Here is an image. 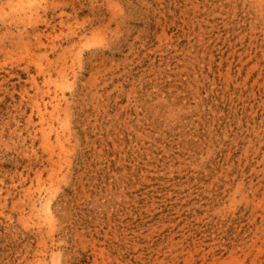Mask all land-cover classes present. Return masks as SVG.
I'll use <instances>...</instances> for the list:
<instances>
[{
    "label": "rangeland",
    "instance_id": "374dc122",
    "mask_svg": "<svg viewBox=\"0 0 264 264\" xmlns=\"http://www.w3.org/2000/svg\"><path fill=\"white\" fill-rule=\"evenodd\" d=\"M0 264H264V0H0Z\"/></svg>",
    "mask_w": 264,
    "mask_h": 264
}]
</instances>
